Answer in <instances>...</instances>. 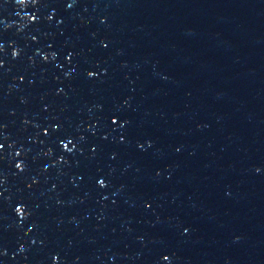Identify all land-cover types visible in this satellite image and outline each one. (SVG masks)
<instances>
[{
	"label": "water",
	"instance_id": "95a60500",
	"mask_svg": "<svg viewBox=\"0 0 264 264\" xmlns=\"http://www.w3.org/2000/svg\"><path fill=\"white\" fill-rule=\"evenodd\" d=\"M0 264H264V0H0Z\"/></svg>",
	"mask_w": 264,
	"mask_h": 264
}]
</instances>
